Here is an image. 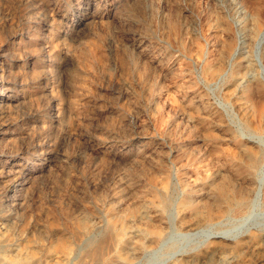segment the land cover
<instances>
[{"label":"rangeland","instance_id":"rangeland-1","mask_svg":"<svg viewBox=\"0 0 264 264\" xmlns=\"http://www.w3.org/2000/svg\"><path fill=\"white\" fill-rule=\"evenodd\" d=\"M263 28L264 0H0V264H150L175 252L264 264V190L255 226L227 245L198 247L186 234L195 212L180 207L208 205L206 183L238 160L239 141H259L241 110L264 114ZM247 56L249 78L228 93ZM209 66L224 72L210 78ZM160 217V242L142 245ZM242 219L229 212L208 229ZM122 229L124 242L110 241ZM100 239L105 259L89 254Z\"/></svg>","mask_w":264,"mask_h":264},{"label":"bare ground","instance_id":"bare-ground-1","mask_svg":"<svg viewBox=\"0 0 264 264\" xmlns=\"http://www.w3.org/2000/svg\"><path fill=\"white\" fill-rule=\"evenodd\" d=\"M253 20H254V18H253ZM254 25L252 28H257V26L254 27ZM256 35H257L256 38H258V40L256 39L257 42L255 41L256 46H259V45L264 43V28L261 31H259ZM223 37H224V35H223ZM231 51H232V47H231V45H229L228 52L231 53ZM227 56L229 57L230 55H227ZM227 56H225V57L227 58ZM242 61L250 64L251 59L248 56L242 57L240 59L238 65H237V67H235L233 69V71L231 72L230 77H229V82L231 83V85L228 86V88H229L228 93L229 92L233 93V91H235L236 87L239 85V81L240 82L244 81L245 78L248 77V76H246L247 73L244 74L243 71L241 70V67L243 66ZM203 71L207 76H210V78L211 77L214 78V77L222 75V73L224 72V68H223V66H220V67L209 66L207 69L203 67ZM245 81H244V83H245ZM263 96H264V94H263ZM252 107H254V104L252 105ZM241 111H242L241 113H242L243 117L245 118V120L251 126H253L255 128L256 133L259 135V137H258L259 141H256V140L255 141L254 140L253 141H239L240 145L238 146V151H239L238 160H236V161L233 160L234 163L230 166L229 169L224 170V171H218L214 175V178H213L214 180L208 181V183H206V184H209L208 194H210L209 199H208L210 201V203L208 205H206L204 208L197 207L195 204H193L191 201H188V200H183L181 205H180L181 209L184 211L185 210L186 211L192 210L195 212L194 213L195 216L193 217V219L194 220L196 219L195 225L198 227L193 232L188 231L186 234L188 236L196 237L195 240L197 242L198 247L200 245L205 244V243H211L213 240H219L220 242L223 243V245H227V243L225 241L235 240L238 237V235H240V236L247 235L246 233L249 232L253 228V225H254V224H252V222L250 220H248L249 219L248 214L251 213V210L254 208V206L256 205V203L259 200L261 192H263V190H264V188H263L264 184L262 183V180L260 179L258 181L259 170L264 172V170H262V168H264L263 167L264 150L262 149V147H263L262 144H263L264 140L261 137L262 134L258 132V130L264 131V114H261V116L257 117L256 114L254 113V112H256V110L251 112L248 110L247 107L243 108V110H241ZM229 212L241 215V218H244V219H242L240 224H238L237 226L233 227L231 230H229L225 233L211 230L213 226H217L218 224L222 223V220H224L226 217L229 216ZM154 214H156V213H154ZM186 216H188V215H186ZM137 219L138 218H136V220ZM163 219H164L163 217H160V219L158 221L159 224H155L153 226L154 230H152L149 233V235H152L153 237H151L148 240V242H146V244L144 243L142 245H148V247H150V246H153L154 244H157L160 242V240L162 238L163 231H165V229H166V227L163 226ZM170 223H171V228L174 229L175 221L172 219V221H170ZM138 224L140 226L146 225L143 218H141V220H139ZM209 227L211 229H208ZM7 232H9V231H7ZM125 235L126 234L124 233V230L122 229L121 231H118V232L116 231V233L114 235H111L109 237V239H110V241L111 240L115 241V237H116V243L118 245H120V243L124 242ZM143 240H145V239L143 238ZM106 243H107L106 240H101V239L100 240H93V243H92L93 248L91 249L89 254L93 258H101L102 257L103 259H105V251L107 248ZM138 245H140V244H138ZM216 253H217V251H216ZM181 255H183V253L178 255L175 252V253L167 256L164 260H162L159 263L152 262L150 264H170L174 261H176L175 264H198V263L203 262L208 257V255L205 252H199V253L193 254L189 259H184V260L177 259ZM206 255H207V257H206ZM133 258H136V255L134 257H132V259ZM130 260L131 259H127V262L124 264H129ZM206 260H208V258ZM95 264H97V263H95ZM108 264H121V263H119L117 261H111Z\"/></svg>","mask_w":264,"mask_h":264},{"label":"water","instance_id":"water-1","mask_svg":"<svg viewBox=\"0 0 264 264\" xmlns=\"http://www.w3.org/2000/svg\"><path fill=\"white\" fill-rule=\"evenodd\" d=\"M260 55H261V52H260V50H259V51L256 53L257 61H258V63H259V66H261L262 72L264 73V66H263V63H262V61H261V57H260Z\"/></svg>","mask_w":264,"mask_h":264}]
</instances>
